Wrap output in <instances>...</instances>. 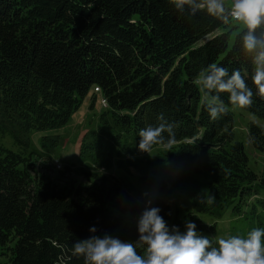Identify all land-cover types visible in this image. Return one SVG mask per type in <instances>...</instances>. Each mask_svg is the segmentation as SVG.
<instances>
[{
  "label": "trees",
  "instance_id": "trees-1",
  "mask_svg": "<svg viewBox=\"0 0 264 264\" xmlns=\"http://www.w3.org/2000/svg\"><path fill=\"white\" fill-rule=\"evenodd\" d=\"M239 33L206 12L180 13L169 0H0V116L26 139L15 138L16 151L0 141V247L10 264H84L72 248L92 235L135 243L137 225L124 226L125 218L139 216L150 199L167 219L171 207L159 194L172 189L200 199L202 213L231 206L233 216H242L253 204L254 215L256 202L264 209V170L252 169L234 130L240 112L264 122V99ZM213 64L229 75L241 72L253 92L250 107L235 108L229 94L220 93L227 110L210 118L195 81ZM90 93L91 106L98 95L108 104L98 128L81 140L84 166L74 168L90 187L36 180L31 162L52 156L60 138L42 136L38 149L29 136L61 129ZM160 114L173 125L174 147L166 164L137 172L156 192L139 200L125 183L139 160L127 156L142 153L139 132L159 126ZM246 129L253 151L264 155V124L252 121ZM188 171L209 175L208 194L182 184Z\"/></svg>",
  "mask_w": 264,
  "mask_h": 264
},
{
  "label": "clouds",
  "instance_id": "clouds-1",
  "mask_svg": "<svg viewBox=\"0 0 264 264\" xmlns=\"http://www.w3.org/2000/svg\"><path fill=\"white\" fill-rule=\"evenodd\" d=\"M169 3L190 17L206 12L225 26L240 28L241 49L254 65L252 82L257 95L264 99V0H169ZM195 83L213 120L227 110L220 93H228L235 108H247L253 103V92L239 70L229 75L226 68L213 64ZM158 119L162 121L159 126L139 132V151L150 156L154 148L169 152L174 146L173 125L164 121L163 114ZM165 132L169 134L167 139ZM144 195L147 197L148 193ZM160 211L150 199L146 200L137 219L139 239L135 243L122 242L108 234L92 235L76 241L72 255L82 257L84 264H264V228H255L246 236L220 238L215 242L218 246H213L207 236L198 234L193 222L186 223L183 233L176 226L170 229ZM89 231L95 234L97 229L91 227ZM137 248L143 249V254Z\"/></svg>",
  "mask_w": 264,
  "mask_h": 264
},
{
  "label": "rangeland",
  "instance_id": "rangeland-1",
  "mask_svg": "<svg viewBox=\"0 0 264 264\" xmlns=\"http://www.w3.org/2000/svg\"><path fill=\"white\" fill-rule=\"evenodd\" d=\"M92 93L86 95L80 108L72 115L68 123L59 130L48 131V132H34L29 138L33 145L41 149L42 136H59L60 142L54 152L51 151L50 157L44 159H38L31 162L33 177L38 179H47L50 182L59 185L60 187L70 188L74 190H85L86 187H90L89 182L86 181L85 176L75 172L76 167L84 166V162L79 155V148H81L83 135L89 134L91 131H95L98 127L99 116L106 110V107L102 105V97L98 95L94 106H91ZM236 117L235 135L238 141L244 143L245 149L250 156V162L252 169L257 172L264 170V155L253 151L250 144L247 142V125L249 122H257L261 125L264 122L257 116H254L247 112H240ZM98 119V120H97ZM98 122V123H97ZM25 136L18 135V129L11 125L7 119L0 116V141L1 143L12 150H18V140L26 141ZM174 147V146H173ZM168 152L161 151L158 147L152 152L153 156L148 153H139L136 155H128L127 160H139L136 162L139 169L136 173H144L149 169H158L159 166L165 163V154ZM155 158V159H154ZM148 161V162H146ZM108 172H116L113 170L99 169L97 174H106ZM118 172V171H117ZM120 172V171H119ZM127 176L126 182L127 187L130 188L131 192L136 196L137 199L142 200L144 193H156L153 188L143 183L139 174ZM58 174L62 177L58 176ZM187 178L184 186L190 189V187L198 186L204 193H209L208 185L209 175L208 174H190L188 171ZM61 178V180L59 179ZM81 188V189H80ZM191 193V191H188ZM261 198H264V191L259 193ZM191 194L182 193L177 189H172L170 195L164 196L159 194V197L164 199L171 207V215L165 219L169 228L178 225L179 230L183 233L186 231L187 222L200 221V228H196L198 234L205 235L210 238L214 246H218L215 242L220 238H228L230 236H246L248 232L255 228H260L259 221L264 223L262 213L264 209L262 205L259 208L260 203L256 202L255 210L257 214H252L253 204L250 206H244L245 210L242 216H233L232 209L226 208L223 212H216L214 214L202 213L198 210V205L201 204L200 199L194 201V197ZM255 202V201H254ZM261 216V219H259ZM137 216H129L125 218L124 226L128 224L137 225ZM203 228V229H201ZM261 228H264L262 226ZM214 229V231H213ZM8 252L0 247V264H10Z\"/></svg>",
  "mask_w": 264,
  "mask_h": 264
},
{
  "label": "built area",
  "instance_id": "built-area-1",
  "mask_svg": "<svg viewBox=\"0 0 264 264\" xmlns=\"http://www.w3.org/2000/svg\"><path fill=\"white\" fill-rule=\"evenodd\" d=\"M97 91H99V89H97ZM102 104H103L104 107H107V103H106L105 100H102Z\"/></svg>",
  "mask_w": 264,
  "mask_h": 264
}]
</instances>
